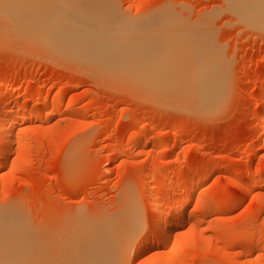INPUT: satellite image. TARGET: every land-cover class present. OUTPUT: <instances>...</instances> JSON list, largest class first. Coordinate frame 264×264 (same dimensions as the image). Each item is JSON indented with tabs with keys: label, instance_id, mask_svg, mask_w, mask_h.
Returning <instances> with one entry per match:
<instances>
[{
	"label": "bare ground",
	"instance_id": "bare-ground-1",
	"mask_svg": "<svg viewBox=\"0 0 264 264\" xmlns=\"http://www.w3.org/2000/svg\"><path fill=\"white\" fill-rule=\"evenodd\" d=\"M0 171H1V158H0ZM1 188V181H0ZM0 264H2V212L0 206Z\"/></svg>",
	"mask_w": 264,
	"mask_h": 264
},
{
	"label": "rangeland",
	"instance_id": "rangeland-1",
	"mask_svg": "<svg viewBox=\"0 0 264 264\" xmlns=\"http://www.w3.org/2000/svg\"><path fill=\"white\" fill-rule=\"evenodd\" d=\"M0 181H1V171H0ZM0 206H1V188H0Z\"/></svg>",
	"mask_w": 264,
	"mask_h": 264
}]
</instances>
